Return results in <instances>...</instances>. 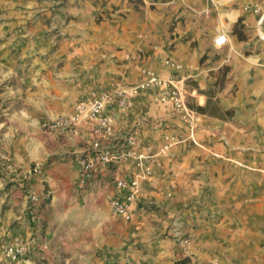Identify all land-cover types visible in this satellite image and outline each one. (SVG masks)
I'll use <instances>...</instances> for the list:
<instances>
[{
    "label": "crops",
    "instance_id": "crops-1",
    "mask_svg": "<svg viewBox=\"0 0 264 264\" xmlns=\"http://www.w3.org/2000/svg\"><path fill=\"white\" fill-rule=\"evenodd\" d=\"M137 1L108 0L114 15L99 23L94 15L101 0L6 1L16 6L32 52L65 64L48 74L43 105L16 115L30 143L19 139L8 149V162L25 176L15 184L7 171L1 179L7 211L2 230L27 246L23 264L38 258L47 264H264V0ZM39 12L49 13V29L31 20ZM238 20L251 31L243 41L231 34ZM219 33L229 40L216 48ZM74 54L83 59L78 68L70 65ZM221 67L227 74L219 104L234 108L230 120L195 114L190 129L171 99L158 100L163 88L151 85L130 97L126 110L114 101L106 106L115 138L130 134L136 155L155 156L128 220L112 212L110 201L125 194L115 179L143 175L135 163L102 167L79 189L78 159L87 156L93 139L88 121L75 134L40 126L70 115L93 92L141 85L140 68L186 91L188 80L210 90ZM191 96L204 105L197 89ZM42 136H48L49 150ZM30 164L40 165L39 172L29 174ZM180 238L189 239L187 251Z\"/></svg>",
    "mask_w": 264,
    "mask_h": 264
},
{
    "label": "rangeland",
    "instance_id": "rangeland-1",
    "mask_svg": "<svg viewBox=\"0 0 264 264\" xmlns=\"http://www.w3.org/2000/svg\"><path fill=\"white\" fill-rule=\"evenodd\" d=\"M6 1L7 0H0V183L2 182L1 179L5 180L6 173L8 171L12 174L11 179L15 180V182L12 181V183L16 184L18 183V178H22L25 174L24 172H20V170L16 169L14 164L8 162V149L11 147H18L16 143L18 141H22L19 139H23V142L27 143V145L30 143L28 133L25 131L26 125H22L20 121L17 120L16 115L18 112H24V114L28 116V114L33 110H38L35 105H39V103L43 105V100L48 98L50 85L48 74L55 73L57 69L62 68L65 64V60L55 61L49 58V53L40 55L38 52H32L31 48L33 49V45L24 43L22 37L23 29L17 24L18 11L16 6L14 8H10L7 6ZM101 1L102 4L99 5V9L94 15V19L97 20L98 23L101 21H107L108 19L111 20L112 15H114L112 8L106 6L108 0ZM130 1H134V3L138 2L137 0ZM47 14L49 13H35L31 20H36L38 18L49 29L51 20ZM51 33L57 34L58 39L64 37L59 28L51 29ZM231 34L236 41H243L251 34V31L250 29H246V27L241 23V20H238L231 29ZM226 35L228 36V34ZM56 46H54V48ZM29 51L31 52L29 53ZM73 57L74 59L71 61L70 65L78 68L83 59L76 56V54H74ZM131 59H134V57H131ZM125 60H129V56H126ZM108 62L109 64H113L112 58ZM144 71L150 70L140 68L141 74L145 77L143 82L146 80ZM226 74L227 69L225 67H221L218 70L217 81L210 90H201L198 88L195 81L188 80V91H181L186 106L197 115H199V113L195 111V108L203 107L205 112L209 115L221 117L222 120H230L234 115V108L224 110L219 104V95L223 93L226 86ZM110 75L113 77L115 74L110 73ZM118 86L119 88L124 89L130 88V86L124 84H120ZM194 89H197L198 94L204 96L205 103L203 106L198 105L196 98L191 96V92ZM75 106L76 104L71 107L73 108L72 113ZM61 116L66 115H57V117ZM42 124L40 126H42ZM42 129L45 128L42 127ZM19 131L23 132L22 135ZM18 135H21L22 137H18ZM47 137L48 136H42L41 138L42 142L46 145V149L49 150L52 148V145ZM40 167L41 166L39 165L38 168ZM29 168L33 169L34 164H30ZM1 189L0 185V264H23V261L27 260V246L22 244L16 235H8L6 231L3 232L2 230L4 222L6 221L7 211L5 204L1 203L3 195L1 194ZM16 222L17 221H10L8 224L12 223V225H15ZM182 239L187 238H180V240ZM187 240L189 241V239ZM14 246H22L24 248V254L18 262L11 261L8 256L9 247ZM39 257L41 256L39 255ZM34 262V264H47L46 261L41 258L34 260Z\"/></svg>",
    "mask_w": 264,
    "mask_h": 264
},
{
    "label": "built area",
    "instance_id": "built-area-1",
    "mask_svg": "<svg viewBox=\"0 0 264 264\" xmlns=\"http://www.w3.org/2000/svg\"><path fill=\"white\" fill-rule=\"evenodd\" d=\"M264 42V35L260 36ZM228 43V36L225 33L218 34L213 45L216 48H221ZM146 80L139 86L130 87L128 89L115 88L109 91L93 92L88 100L78 102L71 115L61 116L44 122L42 127L50 131L71 132L75 134L82 121L86 120L89 123V131L93 136L90 143L87 156L78 159V175L77 186L79 189L86 188L94 178L95 173L105 166H108L116 161H126L131 159L135 166L143 175H135L133 179L117 178L114 180L116 187L125 191L124 196L115 198L110 201V208L116 215L124 217L126 220L132 216L131 206L136 202L140 192V179L150 175L153 171L154 155L135 154L137 142L130 134L124 135L121 139H116L113 133L111 120L105 115L106 106L114 101L117 106L126 110L130 104V97L136 95L141 88L149 85L163 88V92L158 96L161 102L171 99L175 112L183 113L190 129H193L195 124V114L185 104L181 90L170 86L169 83L160 80L153 72L144 71ZM120 142L118 147L117 143ZM39 168L34 167L30 173H38ZM29 200L36 204L39 202V197L35 194L29 196ZM189 241L182 239L179 246L182 251H187ZM24 254L22 246L9 247L8 256L13 262H18ZM127 264H135L128 262Z\"/></svg>",
    "mask_w": 264,
    "mask_h": 264
},
{
    "label": "trees",
    "instance_id": "trees-1",
    "mask_svg": "<svg viewBox=\"0 0 264 264\" xmlns=\"http://www.w3.org/2000/svg\"><path fill=\"white\" fill-rule=\"evenodd\" d=\"M195 111L197 113H199L200 115H208V116H211V117H216V118L222 119L221 117L207 114V112H205V109L203 107H197V108H195Z\"/></svg>",
    "mask_w": 264,
    "mask_h": 264
}]
</instances>
